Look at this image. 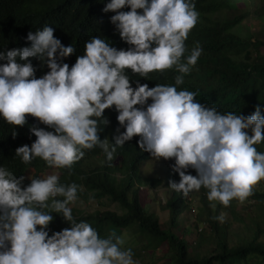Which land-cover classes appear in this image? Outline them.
<instances>
[{
    "label": "clouds",
    "instance_id": "1",
    "mask_svg": "<svg viewBox=\"0 0 264 264\" xmlns=\"http://www.w3.org/2000/svg\"><path fill=\"white\" fill-rule=\"evenodd\" d=\"M125 7L131 10L120 11ZM102 11L116 13L110 22L132 47L118 50L92 37L70 68L63 60L76 49L64 46L45 26L28 33L30 47L0 53L6 61L0 64V117L24 126L30 115L54 129L32 127L37 139L16 148L15 156L25 164L40 158L50 167L70 169L85 149L99 146L112 161L117 147L138 136L141 151L152 159L174 158L172 171L179 181L169 180V190L188 196L203 187L210 202L224 206L245 201L264 181V152L255 147L264 141V115L259 105L247 117L221 113L202 105L197 93L177 89L202 53L197 45L185 55V40L199 17L194 0H108ZM29 58L46 61L50 72L36 78ZM173 66L181 74L175 85L154 88L137 82L133 89L126 71L147 77ZM113 106L125 130L117 129L110 143L99 133L107 124L105 110ZM189 168L197 175L187 174ZM30 179L22 189L24 177L0 167V264H137L122 236L113 232L101 238L88 222L76 221L69 204L77 200V184H61L56 174ZM53 212L71 228L49 236L45 229ZM213 219L223 222L224 217Z\"/></svg>",
    "mask_w": 264,
    "mask_h": 264
},
{
    "label": "trees",
    "instance_id": "2",
    "mask_svg": "<svg viewBox=\"0 0 264 264\" xmlns=\"http://www.w3.org/2000/svg\"><path fill=\"white\" fill-rule=\"evenodd\" d=\"M107 2L108 0H0V53L30 47L28 33H35L45 26L54 29V37L60 39L64 46L73 45L76 49L73 55L63 60L70 68L76 63L77 57L84 54L85 43L92 37L105 39L118 50H127L132 46L121 39L119 31L110 22V17L116 13L102 11ZM194 4L199 17L185 40V55L190 54L197 45L202 48V53L189 73L183 75V83L176 86L177 89L197 93L196 100L205 107H215L221 113L232 112L247 117L259 105L264 115V55L261 53L264 42L258 39L255 41L254 35L244 36L241 33L245 20L255 19L259 25L264 26V0H194ZM240 5H243L244 13L230 17L232 11L242 8ZM130 10L125 7L120 11ZM138 12L142 13V10ZM29 59L36 69V78L50 72L46 61ZM4 63L6 61L0 60V64ZM126 71L133 89L137 82L147 84L149 88L158 84L175 85V77L181 75L174 66L148 73L147 77H141L130 69ZM150 103L151 99L148 101ZM144 107L146 109L147 105ZM117 115L115 106L105 110L103 116L107 124L100 125L101 140L108 139L110 143H114L113 137L119 134L117 129L120 132L125 130L119 124ZM32 127L54 132L53 128L30 115L26 116L24 126L11 125L0 117V167L8 168L17 178L23 176L22 189L31 183L30 178H44L47 172L57 170L61 184L75 183L82 188V191L78 188L77 200L93 201L101 206H104L103 202L118 205L121 214L100 209L84 215L70 204L69 207L77 222H88L101 238H107L113 232L122 236L125 240L124 247L132 249L133 257L142 258L143 254L154 253L165 247L171 254L170 264H264V181L257 184L260 189L254 186L253 194L243 201L253 207L248 216L253 225L249 227L253 237L233 243L227 236L225 225L213 219L220 216L227 206L218 201L210 202L207 199V189L203 187L188 196L172 192L171 199L166 203L170 213V223L166 229L157 215L146 210L140 197L144 187L161 186L159 179L142 178V166L154 159L149 153L141 151L137 143L140 137L135 136L125 142L123 147H117L112 161L107 160L99 146H94L90 150L85 149L84 158L74 163L70 169L55 168L48 166L40 158L25 164L15 156L16 148L25 144L30 147L37 139L30 130ZM13 132L16 133L15 137ZM255 147L264 152V141ZM174 163V158L168 162L167 182L179 181V174L172 171ZM187 174L197 175L192 168L187 170ZM197 192L201 194L198 221L206 225L210 233L208 238L205 234L196 232L197 242L199 246L206 242L212 244L203 252L193 249V244L187 240V232H183L182 237L173 232L185 222L182 215L188 207H192L191 202L195 201L191 197ZM238 201L234 199L230 202V213L233 218L242 221L241 216L236 213ZM212 204L216 205L215 208ZM52 214L54 219L45 229L49 236L71 228V224L62 216L54 212Z\"/></svg>",
    "mask_w": 264,
    "mask_h": 264
},
{
    "label": "rangeland",
    "instance_id": "3",
    "mask_svg": "<svg viewBox=\"0 0 264 264\" xmlns=\"http://www.w3.org/2000/svg\"><path fill=\"white\" fill-rule=\"evenodd\" d=\"M238 10L232 11L230 17L240 16L244 13L243 5H240ZM253 21L245 20L243 22V27L241 28V33L244 36L254 35L255 41L260 40L264 42V26L259 25L255 19H251ZM262 55H264V48L261 50ZM168 162L169 160L156 161L155 159L146 163L142 166V178L143 179H159L161 180L160 187H154L152 185H148L141 189L140 197L142 199L143 206L150 213H154L160 219V222L163 224L164 228L169 227V218L170 213L166 208V203L171 199L172 192L168 189V182L165 180L167 171H168ZM56 174L59 176V172L57 170H51L44 175L46 178L49 175ZM257 189H260L259 186H255ZM200 192H197L191 199L195 202L192 203V207H188L185 210V213L182 215V219H185L183 225L178 230H174L177 235L182 237L183 232L188 233L187 240L193 244V249H198V251H207L212 244L203 243L199 246L197 242V238L195 233L199 232L205 234L206 237L209 238V228L206 225H202L198 221V215L201 208L200 203ZM236 213L241 216L242 221H238L233 218L230 211L231 207L228 205L225 210L222 211L223 214V222L220 221L222 225H225L227 230V236L229 239L235 243L239 240H243L245 238L253 237V233L249 232V227L253 226L249 222V217L252 213L253 207L248 202H240L238 201ZM71 207L77 208L79 212L85 214H92L100 209H105L107 211L117 212L121 214V210L118 205L112 204L110 202H103L104 206L98 205L96 202L85 200H76L70 203ZM127 237V236H126ZM260 238L262 239L261 235ZM200 248V249H199ZM137 264H170L171 262V254L168 253L165 247L161 248L157 252H148L142 255V258L133 257Z\"/></svg>",
    "mask_w": 264,
    "mask_h": 264
}]
</instances>
